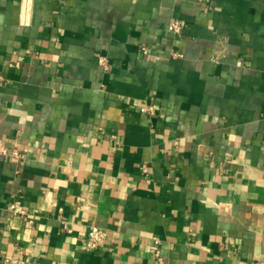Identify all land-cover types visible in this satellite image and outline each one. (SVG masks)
Masks as SVG:
<instances>
[{
    "label": "crops",
    "instance_id": "crops-1",
    "mask_svg": "<svg viewBox=\"0 0 264 264\" xmlns=\"http://www.w3.org/2000/svg\"><path fill=\"white\" fill-rule=\"evenodd\" d=\"M0 71V264L264 256V0H0Z\"/></svg>",
    "mask_w": 264,
    "mask_h": 264
},
{
    "label": "built area",
    "instance_id": "built-area-1",
    "mask_svg": "<svg viewBox=\"0 0 264 264\" xmlns=\"http://www.w3.org/2000/svg\"><path fill=\"white\" fill-rule=\"evenodd\" d=\"M167 30L170 33L179 34L182 31V24L180 20L174 19L171 20L167 24ZM172 57H179L181 56L180 53L176 51H171ZM98 62L102 69H107L108 63L105 56L99 55L98 56ZM3 75L0 71V84L3 81ZM145 111L152 113L155 109L153 106H146ZM4 156H10L11 160L14 162H17L21 157V152L17 148L16 143L14 141L10 142V144H7L6 142L0 140V158ZM8 211L15 216H22L25 215L27 212L21 205L20 198H13L10 202L7 204ZM61 227L66 231L69 232L70 228L67 226L66 221L64 219L60 220ZM107 236V232L104 228L97 226V225H91L87 230V238L85 240L86 247L89 249H95L101 246ZM4 261H7L5 258ZM253 264H264V256L258 258L253 262Z\"/></svg>",
    "mask_w": 264,
    "mask_h": 264
}]
</instances>
